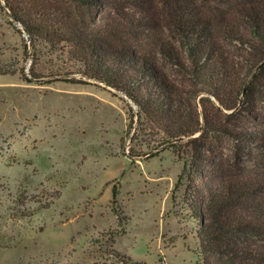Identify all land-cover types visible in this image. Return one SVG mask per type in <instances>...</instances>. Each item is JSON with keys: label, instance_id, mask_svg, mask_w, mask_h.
I'll use <instances>...</instances> for the list:
<instances>
[{"label": "rangeland", "instance_id": "rangeland-1", "mask_svg": "<svg viewBox=\"0 0 264 264\" xmlns=\"http://www.w3.org/2000/svg\"><path fill=\"white\" fill-rule=\"evenodd\" d=\"M192 1L219 22L226 15L242 24L228 15L236 0ZM178 5L14 2L35 25L101 30L154 54L183 91L180 107L196 127L204 94L194 97L196 84L158 51L160 40L181 50L173 26ZM67 51L33 43L0 0V264H203L196 215L203 181L184 168L206 170L207 136L218 135L185 138L174 153L124 93L84 76ZM114 185L124 228L112 209Z\"/></svg>", "mask_w": 264, "mask_h": 264}, {"label": "trees", "instance_id": "trees-1", "mask_svg": "<svg viewBox=\"0 0 264 264\" xmlns=\"http://www.w3.org/2000/svg\"><path fill=\"white\" fill-rule=\"evenodd\" d=\"M15 1L6 4L33 43L64 44L80 73L124 93L138 117L148 120L174 153L185 138L218 135L207 136L213 143L205 148L206 170L184 168L199 173L203 181L198 192L204 201L196 212L201 222L199 255L203 264H264V0L231 4L233 14L228 15L237 16L241 26L231 16L219 22L216 13L203 12L192 0H178L173 26L181 50L160 40L158 51L196 84L194 97L204 94L196 127L185 120L180 107L183 91L154 54L108 40L101 30L35 25ZM62 1L95 5L102 0ZM198 132L201 136H194ZM218 139L226 142L222 148L215 144ZM120 193L114 185L111 203L124 228Z\"/></svg>", "mask_w": 264, "mask_h": 264}]
</instances>
